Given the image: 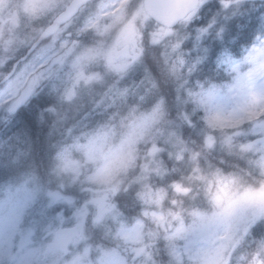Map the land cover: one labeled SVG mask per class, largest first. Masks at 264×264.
Wrapping results in <instances>:
<instances>
[{
  "label": "clouds",
  "instance_id": "clouds-1",
  "mask_svg": "<svg viewBox=\"0 0 264 264\" xmlns=\"http://www.w3.org/2000/svg\"><path fill=\"white\" fill-rule=\"evenodd\" d=\"M253 13L251 42L196 77L204 41ZM21 76L50 102L35 138L0 139V245L38 192L74 189L75 225L44 227L33 264H264V0H0V91Z\"/></svg>",
  "mask_w": 264,
  "mask_h": 264
},
{
  "label": "trees",
  "instance_id": "trees-1",
  "mask_svg": "<svg viewBox=\"0 0 264 264\" xmlns=\"http://www.w3.org/2000/svg\"><path fill=\"white\" fill-rule=\"evenodd\" d=\"M258 13H253L250 16L244 17L239 19V21H233L232 24L229 26V33L228 37L235 36L236 40L232 43H228L227 39L224 44H220L218 42H211L204 41V44L208 45V51L206 53V58L204 61L198 66V71L196 72L199 78H203L204 75H214L213 69L215 68V64L217 59H213L212 55L214 56V51L217 48L220 49H227L231 53L235 54L236 56L239 55L240 52V45L248 44L251 42L253 36L255 35L259 21L257 19ZM239 23L242 27L237 28L236 24ZM186 48H192V41H188L185 44ZM213 50V53H212ZM227 54V53H225ZM217 80L223 79V75H215ZM47 91V89H45ZM50 100L47 97L45 92H41L39 95L35 96L34 98L28 99L14 114H12L7 121L3 124L0 123V139L11 135L12 133H25L27 132L32 137H36L38 135L35 126V114L38 107L43 106L49 103ZM188 129H185V133H188ZM34 148H35V155L38 160H45L46 154L43 147V144L40 140H34ZM16 175V170L11 168H0V185L6 183H12L13 177ZM45 193L44 190H42ZM63 195L75 197L72 204L66 205L65 201L62 200V204L65 206L63 209L64 212L73 213L75 209L78 207L82 197L79 193L74 190H66ZM57 208H61V206H56L53 210L56 211ZM125 211L131 215L136 211V208L132 205H129L125 209ZM75 219L73 218V221ZM86 226L84 228L85 234L91 236L92 242H100L102 244L107 245L108 241L102 239L101 230L98 228H93L90 222L85 223ZM73 224L72 226H74ZM261 229H256L259 232Z\"/></svg>",
  "mask_w": 264,
  "mask_h": 264
},
{
  "label": "rangeland",
  "instance_id": "rangeland-1",
  "mask_svg": "<svg viewBox=\"0 0 264 264\" xmlns=\"http://www.w3.org/2000/svg\"><path fill=\"white\" fill-rule=\"evenodd\" d=\"M223 52V49H215L214 56L212 55L213 59L219 58ZM195 75L198 77L196 73ZM10 116V112L0 109V123L3 124ZM61 202L62 200L52 202L46 192L43 193L41 190L33 200L27 203L20 213L15 232L11 234L9 240L0 245V250H2L0 251V264H33L32 261L28 260V257L29 255L33 258L39 257L44 242L41 239L44 227L49 224L54 228L73 227L76 218L73 213L63 211L62 208L65 206ZM65 204L69 205L66 201ZM56 206H61V208L54 211ZM85 226L86 224L84 228ZM30 231L31 235H29Z\"/></svg>",
  "mask_w": 264,
  "mask_h": 264
},
{
  "label": "snow or ice",
  "instance_id": "snow-or-ice-1",
  "mask_svg": "<svg viewBox=\"0 0 264 264\" xmlns=\"http://www.w3.org/2000/svg\"><path fill=\"white\" fill-rule=\"evenodd\" d=\"M5 83L7 84V87L4 88L3 91H0V100H2L4 96L11 97V104L8 107V111L11 113L27 99L31 89L22 76L17 77L15 80L9 78V80L5 81ZM24 199L25 197L19 194L14 198L13 210L15 212L20 210L24 203ZM67 238L68 237H63L62 239L66 240Z\"/></svg>",
  "mask_w": 264,
  "mask_h": 264
}]
</instances>
